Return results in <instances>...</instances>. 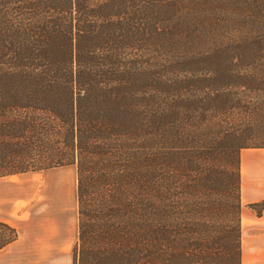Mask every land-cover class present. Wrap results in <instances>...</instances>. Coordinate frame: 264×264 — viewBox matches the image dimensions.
Masks as SVG:
<instances>
[{
    "label": "trees",
    "instance_id": "16d2710c",
    "mask_svg": "<svg viewBox=\"0 0 264 264\" xmlns=\"http://www.w3.org/2000/svg\"><path fill=\"white\" fill-rule=\"evenodd\" d=\"M263 16L264 0H0V179L75 169L72 264H241ZM0 230L3 249L18 234Z\"/></svg>",
    "mask_w": 264,
    "mask_h": 264
},
{
    "label": "crops",
    "instance_id": "0c3cea01",
    "mask_svg": "<svg viewBox=\"0 0 264 264\" xmlns=\"http://www.w3.org/2000/svg\"><path fill=\"white\" fill-rule=\"evenodd\" d=\"M240 179L241 264H264L262 218L244 212L245 206L264 199V149L241 152ZM29 196L31 194L27 188L0 182V222L14 228L18 234L14 242L0 249V264H72L76 223L69 246L67 235L63 232V221L49 225L47 220L39 223L34 217L19 216L18 210L25 205L24 200ZM248 222L259 225L258 230L250 231L251 227L246 225ZM68 246L70 253H67Z\"/></svg>",
    "mask_w": 264,
    "mask_h": 264
},
{
    "label": "rangeland",
    "instance_id": "374dc122",
    "mask_svg": "<svg viewBox=\"0 0 264 264\" xmlns=\"http://www.w3.org/2000/svg\"><path fill=\"white\" fill-rule=\"evenodd\" d=\"M217 19L219 18L217 17ZM222 19L223 17L220 21ZM257 23L264 30V16ZM220 26L230 30H238L235 25L230 28L226 25ZM260 64H256L255 69L248 73L252 76H264V67ZM75 178V169L73 167H65L44 173L26 174L10 177V179L4 178L0 182L27 188L31 196L24 200L25 205L18 210L19 216L23 218L34 217L39 223L47 220L49 225L53 222L63 221V232L67 235V244L70 246L74 237L76 223ZM255 204L256 207H252L254 204L245 206L244 212L262 218L260 226L264 227V199ZM246 225L251 227L250 231H254L259 227V225H253L251 222ZM0 233L1 235L3 234L2 236H7V233L1 230ZM69 246L66 248L67 253H70L71 248Z\"/></svg>",
    "mask_w": 264,
    "mask_h": 264
}]
</instances>
